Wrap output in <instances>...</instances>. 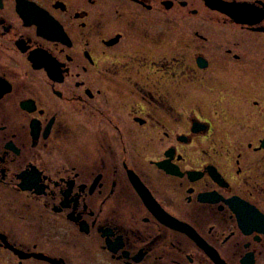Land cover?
Segmentation results:
<instances>
[{
	"label": "flooded vegetation",
	"instance_id": "flooded-vegetation-1",
	"mask_svg": "<svg viewBox=\"0 0 264 264\" xmlns=\"http://www.w3.org/2000/svg\"><path fill=\"white\" fill-rule=\"evenodd\" d=\"M0 264H264V0H0Z\"/></svg>",
	"mask_w": 264,
	"mask_h": 264
}]
</instances>
